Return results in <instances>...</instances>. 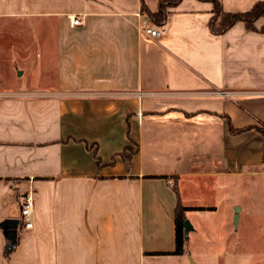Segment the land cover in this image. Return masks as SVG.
Returning a JSON list of instances; mask_svg holds the SVG:
<instances>
[{
	"label": "crops",
	"instance_id": "crops-1",
	"mask_svg": "<svg viewBox=\"0 0 264 264\" xmlns=\"http://www.w3.org/2000/svg\"><path fill=\"white\" fill-rule=\"evenodd\" d=\"M212 10L182 0L154 39L142 0H0V57L26 80L0 90V223L35 199L9 261L0 228V264H264L263 248L213 233L206 254L192 247L191 216L264 166V18L215 34ZM179 203L194 227L184 254ZM240 208L238 228L252 218Z\"/></svg>",
	"mask_w": 264,
	"mask_h": 264
},
{
	"label": "rangeland",
	"instance_id": "rangeland-1",
	"mask_svg": "<svg viewBox=\"0 0 264 264\" xmlns=\"http://www.w3.org/2000/svg\"><path fill=\"white\" fill-rule=\"evenodd\" d=\"M162 1L166 2V0ZM10 62L13 64L10 65ZM16 64V58L9 61H6V59L0 61V90H15L19 83L22 85L26 83L25 76L21 80L16 77V74L22 71L21 68L17 72L15 71ZM258 172L262 176L232 179L229 186L225 190L222 189L216 199L219 205L217 212L199 213L191 216L192 221L202 220V225L196 221L199 230L198 235L194 234L192 243V247L197 249L198 255L206 254L205 248H207L206 245L209 241L207 236L212 233L229 238L230 242H242L241 249L244 250H252L255 247L264 249V166ZM241 206H244L247 211H252V218L249 219L246 227L242 224L239 228H236L234 225L235 210L236 207ZM15 207L18 215L22 217L18 204H15ZM218 247L221 246L218 245ZM206 258V255L202 259L198 257L197 263H210V261L205 260Z\"/></svg>",
	"mask_w": 264,
	"mask_h": 264
},
{
	"label": "trees",
	"instance_id": "trees-1",
	"mask_svg": "<svg viewBox=\"0 0 264 264\" xmlns=\"http://www.w3.org/2000/svg\"><path fill=\"white\" fill-rule=\"evenodd\" d=\"M181 1L182 0H166L165 3L162 1L157 11H151L147 6L146 1L142 0V12L150 17L152 23L164 26L168 19V9L178 6ZM201 1L211 2L213 4V16L210 22V27L215 34H223L237 22H244L248 29L255 30V22L260 18H264V1L255 3L250 10L245 12H226L223 9L221 0ZM255 130L264 137V126L255 127ZM232 131L234 133L238 132V130L234 129H232ZM190 209L191 208L186 207L182 203H179L177 206L175 216L177 248L175 254L185 253L186 233L184 221L186 220V212ZM194 210H205V208L199 207ZM10 255L11 252L6 251L7 261H9Z\"/></svg>",
	"mask_w": 264,
	"mask_h": 264
},
{
	"label": "built area",
	"instance_id": "built-area-1",
	"mask_svg": "<svg viewBox=\"0 0 264 264\" xmlns=\"http://www.w3.org/2000/svg\"><path fill=\"white\" fill-rule=\"evenodd\" d=\"M71 22L73 26L81 25L82 19L79 17H72ZM143 31L151 38L159 39L164 36L166 29L164 26L151 23L145 25ZM34 202V195L31 191L23 195L21 198V226L27 230L32 229L34 225Z\"/></svg>",
	"mask_w": 264,
	"mask_h": 264
},
{
	"label": "water",
	"instance_id": "water-1",
	"mask_svg": "<svg viewBox=\"0 0 264 264\" xmlns=\"http://www.w3.org/2000/svg\"><path fill=\"white\" fill-rule=\"evenodd\" d=\"M19 75H22V72H19ZM241 208L236 207L234 215V225L238 228L239 215ZM21 225V219L19 218H7L0 223V228L3 231L4 237L7 241L6 250L11 252L18 245V232ZM186 238H188L189 233L194 229L189 219L184 221Z\"/></svg>",
	"mask_w": 264,
	"mask_h": 264
}]
</instances>
